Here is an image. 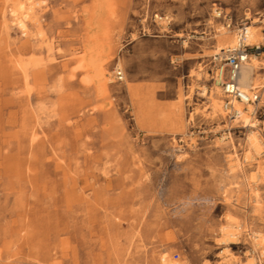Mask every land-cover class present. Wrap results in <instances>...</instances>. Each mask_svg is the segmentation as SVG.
Listing matches in <instances>:
<instances>
[{"label":"rangeland","instance_id":"rangeland-1","mask_svg":"<svg viewBox=\"0 0 264 264\" xmlns=\"http://www.w3.org/2000/svg\"><path fill=\"white\" fill-rule=\"evenodd\" d=\"M35 2L50 53L3 29L0 0V264H264V115L241 128L198 94L214 93L198 53L221 28L213 9L264 32V0ZM229 217L241 230L226 252Z\"/></svg>","mask_w":264,"mask_h":264},{"label":"bare ground","instance_id":"bare-ground-1","mask_svg":"<svg viewBox=\"0 0 264 264\" xmlns=\"http://www.w3.org/2000/svg\"><path fill=\"white\" fill-rule=\"evenodd\" d=\"M12 2L10 11H9V20H6V17L2 16V22L1 25L3 27V29H5L6 31L8 29H10L11 27L17 28L20 30L21 34L23 36L26 35H30L34 41L38 40L39 44H45V48L47 53L51 52V47L48 44V42L44 41V35L41 32V30L39 29V18L35 15V7L40 5V2H35V0H5L6 3L8 2ZM41 3H44L43 1ZM246 19H250L252 20L251 26H250V35H251V43H258L261 39L264 38V32H262L261 28L258 26H255L256 24H259L260 19H252L250 14H246L245 15ZM155 18L157 20L160 21H167L168 22V18H159V16H155ZM178 38L181 37V35H176ZM211 41L213 42H202L199 43L198 47H199V55L201 58H212L213 56L217 55L220 53V51H222L223 49H225L226 47L232 46L233 45V36L230 32H228L227 30L223 29L222 27L219 29H214L213 30V36L210 38ZM187 45L184 42L183 43V49H186ZM90 54V48L87 47V55ZM89 56V55H88ZM264 56V54L262 55ZM84 60H86L84 58ZM17 66L20 67V69L22 70V72L24 73V79H27V75L26 73V68L23 65H20L19 63H16ZM102 65L97 64L96 67V71H97V76L99 79V82L102 83L101 85L103 86V88H105L106 86V81L104 80V71L102 70ZM120 70V66L117 65L116 66V70H115V74L117 72H119ZM261 71L264 70V57H262L261 59H258L257 57H251L246 64L243 66V68L240 71V77H239V82L237 84L238 88L245 92L248 93L249 89H256L257 87V83H258V79L257 77H255L256 75V71ZM121 72V71H120ZM202 69H200V67L198 68V71L196 73H194L195 77L197 78L196 80H199V77L201 75ZM122 73V72H121ZM213 89H214V93L212 94H207L206 93V89L202 88V89H198V94L202 97H206L209 101V109H210V113L214 116H219L221 115L224 119H226L227 117V113L226 111H224L222 104H221V97L219 95V87L217 86V84L214 82L213 84ZM236 107L239 108V110L242 109V106H240L237 103H233ZM248 109V114H245L244 112H241V116H240V121L242 122L243 126L241 128H251V129H256V123L257 121H255L254 123H252V121L254 120L251 114V107L247 106ZM234 123H237V121H235ZM249 148L251 151H253L256 154H259L262 146H261V141L258 137V133L255 131H249L248 133V137L246 139ZM248 157L246 156L244 158V161L247 162ZM231 168V170L233 169V165L229 166ZM241 168V167H240ZM264 174V164L261 165V167H258V172L257 174ZM255 198H258V195L256 194ZM236 219L229 217L227 219V223L225 226H223L220 229V233H221V239L219 240V245L224 247V251L228 252L229 251V246L230 245H235L238 244V239H237V235H238V231L241 230L240 226H235L236 224ZM252 237V241H253V247L254 248H261L263 249L262 252H264V237L262 235H258V234H253L251 235ZM221 252V254H223V252ZM252 252V251H251ZM252 254V253H251ZM225 263L224 264H228L230 262V259H228L227 256H225ZM252 260V259H251ZM231 264H233L232 262H230ZM160 264H185L183 262H180L178 260H171L170 258L167 257V255L165 253H163V255L160 257ZM238 264V263H236Z\"/></svg>","mask_w":264,"mask_h":264},{"label":"built area","instance_id":"built-area-1","mask_svg":"<svg viewBox=\"0 0 264 264\" xmlns=\"http://www.w3.org/2000/svg\"><path fill=\"white\" fill-rule=\"evenodd\" d=\"M212 14L213 18L220 22L221 27L232 34L233 45L212 57L211 79L222 94V107L227 113L226 118L230 122L237 121L242 127L240 116L241 112L248 111L247 106L251 107L252 117L264 115V77H261V84L254 90L249 89L248 93L241 91L237 86L240 71L246 62L251 57L259 58L264 54V38L260 43H251L250 25L246 20L234 23L232 17L220 8H214ZM116 78L122 81L120 71L116 73ZM234 102L242 106V109L239 110ZM178 258L177 254L173 256V260Z\"/></svg>","mask_w":264,"mask_h":264}]
</instances>
